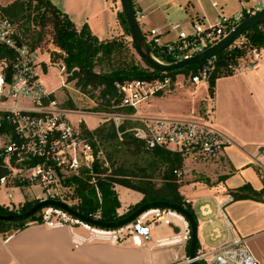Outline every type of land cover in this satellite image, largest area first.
I'll return each instance as SVG.
<instances>
[{
    "label": "built area",
    "instance_id": "built-area-1",
    "mask_svg": "<svg viewBox=\"0 0 264 264\" xmlns=\"http://www.w3.org/2000/svg\"><path fill=\"white\" fill-rule=\"evenodd\" d=\"M213 5H216L214 2ZM264 9L262 5L242 6L232 14L220 13L215 22L194 20L187 26L180 22L168 24L173 36L162 38L163 30L150 27L142 30L144 42L150 55L162 62L172 63L195 55L214 45L226 36L246 17ZM139 25L143 14L135 11ZM141 28V26H140ZM245 41L242 34L233 42ZM0 47L13 50L11 58L0 59V187L12 203V190L30 188L39 190L32 194L36 201L43 199L62 200L60 188L63 180L78 175L82 170L92 172V166L99 159L95 152L92 137L86 135L83 128L73 122L71 116L81 113L78 110L62 106L53 91L48 90L41 79L40 52L25 42L16 26L0 10ZM263 46H252L247 52V60L229 64L233 72L240 68L257 66ZM169 59V60H166ZM211 59V58H210ZM190 77L194 84L207 83L211 60ZM50 58H47V62ZM59 69L65 72L62 61ZM170 76L153 79H128L116 81L115 88L120 94L118 104L111 105L114 110L106 114L113 122L117 135L129 132L142 142L146 149L161 148L178 153H195L205 157H216L233 141L224 132L216 128L211 120H179L154 116H141L139 106L157 92L170 85ZM208 84V83H207ZM62 85H65L62 82ZM127 121L133 124L121 129ZM89 130V129H88ZM90 131V130H89ZM256 175L264 181V145L258 147L257 154L251 157ZM176 176L178 169L173 170ZM231 199V198H230ZM225 202L216 205L217 213L230 229L223 211ZM19 202L9 206L20 213ZM52 212H60L53 214ZM41 221L48 227L81 226L88 232V239L104 240L114 243L131 242L137 247L145 246L152 238V225L169 223L179 227L173 237H161L156 240L158 246L187 242L189 227L184 217L169 208H150L130 222L114 228H105L88 224L67 212L55 208H41ZM200 214L211 225V239L221 237V231L214 226L215 216L209 204L199 207ZM94 217V216H91ZM96 218V217H95ZM180 220L182 221L180 223ZM195 260L201 264H259L249 250L245 238L231 234L228 241L215 250H196ZM187 254L181 264H190Z\"/></svg>",
    "mask_w": 264,
    "mask_h": 264
},
{
    "label": "crops",
    "instance_id": "crops-1",
    "mask_svg": "<svg viewBox=\"0 0 264 264\" xmlns=\"http://www.w3.org/2000/svg\"><path fill=\"white\" fill-rule=\"evenodd\" d=\"M51 1L78 28L86 25L100 40L127 35L120 17L122 9L119 0ZM214 2L216 5H213ZM263 3L264 0H133V7L143 14L141 29L159 27L163 30L162 38L167 39L173 36L167 30L170 23L180 22L187 26L194 20L215 22L220 13L229 15L242 6ZM204 85V91L198 93L200 98L194 114L196 119L193 120L209 118L233 142L214 159L203 163L206 164L203 168L212 173V180L208 177L205 181L180 183L178 190L192 209L197 200L205 199L202 204L211 206L216 218L214 226L221 231V237L211 239V225L200 214V204L198 215L201 218L195 214L198 249L215 250L228 241L231 234H235L245 238L259 264H264V181L256 175L251 163L258 147L264 145V48L256 67L240 68L216 78L211 96L208 84ZM195 90L198 89L194 87ZM186 91L191 94V91ZM160 97L163 96L150 97L142 107L146 112L138 109V113L141 116L188 120L162 112L149 115L150 99ZM245 183L262 191V198L233 199L229 190ZM114 190L119 200L118 214L124 213L142 198V193L119 184L114 185ZM30 200H33L32 195L16 201L23 204ZM222 202H225L223 211L230 229L217 213L216 205ZM203 227L210 244L201 234ZM161 237L170 238L173 233L160 223L152 225L151 240L145 246L137 247L129 241L114 243L88 239L87 230L81 226L48 227L41 220H34L10 234L0 235V264H181L182 257L187 254V243L158 246L156 240Z\"/></svg>",
    "mask_w": 264,
    "mask_h": 264
},
{
    "label": "trees",
    "instance_id": "trees-1",
    "mask_svg": "<svg viewBox=\"0 0 264 264\" xmlns=\"http://www.w3.org/2000/svg\"><path fill=\"white\" fill-rule=\"evenodd\" d=\"M131 2L133 7V0ZM0 10L16 26L23 40L33 47H36L33 41L37 36L39 37V34L37 36L28 35L29 30L34 31L31 15L36 12L34 18H39L42 25L45 23L44 19H48L52 26V42L62 51V55L57 53L56 56H61V61L65 66V82L74 81V87L82 94L89 95L88 97H94L93 91L97 90L100 104L105 109H109L110 112L122 110L111 108V105L118 104L120 100V94L115 88L116 81L135 78L153 79L165 75L170 76L173 80L176 74L189 71L195 73L207 64V60H205L186 65L177 70L160 72L148 66L144 61L136 59L133 55H130L129 61L124 62L116 57L122 51L128 50L121 37L98 39L86 25L78 28L67 14L58 9L51 0H12L5 5H0ZM120 17L125 26L126 34L130 36L123 12L120 13ZM18 21L20 23H17ZM34 22L38 21L35 20ZM242 37L245 38V41L232 43L229 47L211 57V69L207 81L210 96L213 93L215 79L233 72L229 64L246 61L250 47L264 45V21L248 28L242 33ZM12 55V49L0 47V59L3 56L11 58ZM100 65H104V69L101 66V70H95V67ZM43 70L46 71V68H43ZM70 105L72 106L73 103L70 102ZM120 128L124 129L125 125L122 124ZM83 130L86 135L93 136L92 131L85 127H83ZM94 133L98 136L100 143L106 144L110 150L105 151L104 161L100 159L94 161L92 175H89L86 170H82L78 175L68 176L64 179L65 186H73L71 196L76 199L75 203L70 204L73 209L88 216H94L99 211V219L115 221L128 215L142 203L164 200L185 206L196 218L193 209L180 194L178 190L180 186L179 179L173 172L182 165L181 153L161 148L146 149L143 143L134 139L129 132H125L119 137L112 121H105L95 129ZM92 143L95 152H97V146L94 142ZM136 152L148 153L158 163L166 166L165 173L161 177V183H156L143 166L131 168L124 163H116L115 156ZM105 162L108 165H105ZM4 172L5 170L0 168V175ZM115 184L142 193L141 200L134 206L132 205L133 207L123 215L116 213L119 200L114 190ZM229 194L233 199L262 198V191L253 189L248 183L229 190ZM62 201L65 202L63 198ZM35 202L37 201L34 199L25 201L20 206V212L25 211ZM38 212L21 221L0 220V233L5 236L18 228L24 227L29 221L41 220V217L37 215ZM0 213L14 214L15 211L8 206L0 205ZM186 243L188 251L189 243L188 241ZM197 264H201V262H197Z\"/></svg>",
    "mask_w": 264,
    "mask_h": 264
},
{
    "label": "rangeland",
    "instance_id": "rangeland-1",
    "mask_svg": "<svg viewBox=\"0 0 264 264\" xmlns=\"http://www.w3.org/2000/svg\"><path fill=\"white\" fill-rule=\"evenodd\" d=\"M12 0H0V5H5ZM34 15H36V12H33L31 15V18L33 20V29L29 30L28 35H35L37 36L39 34V37L37 36L35 43L37 49L40 52V59L46 64L41 63L42 68H46V71L43 69L41 70V79L45 85V87L53 91L56 98L60 102V104L66 108L75 109L80 111L81 113L73 114L71 116L73 122L77 123L81 128L85 127L86 129H89L93 132L92 140L97 146V152L99 155V159L103 160L105 159V151L110 148L105 144L100 143V140L98 139V136L94 133L95 129L97 127L101 126L105 121H111L106 114H108L110 111L109 109H105L104 106L100 104V99L97 97L98 91H93L94 97H88L84 94H82L78 89L74 87V81L65 82L66 73L62 72L59 69V63L61 62V56H56V54H61L62 51H60L54 44L52 40V26L48 19H44V24L42 25L39 18L35 19ZM30 18V19H31ZM38 22H34L35 20ZM21 21V20H20ZM18 21L17 23H20ZM37 23V24H36ZM141 23V22H140ZM142 28V24H140ZM123 42L125 43L127 47V51H122L121 54L117 55V59L120 58V60L127 62L130 59V55H133L136 59H139L138 56L135 54L130 36L124 35L121 37ZM47 58H50V61L47 62ZM140 60V59H139ZM244 62V61H241ZM142 63V62H141ZM101 66L104 69V65L96 66L95 70H101ZM198 72V70H197ZM195 72V73H197ZM191 71L179 73L174 76V79H171L170 85L168 87H165L161 91L157 92L155 95H161L163 97L157 98V100L150 99L151 108L148 110L149 115H155L158 114V112H162L167 116H176L181 119H188L193 120L196 119L195 117V111H196V104L197 101L200 98L199 92L204 91L205 85L203 83L201 84H194L190 81V77L193 75ZM62 82H64L65 85H62ZM197 85V86H196ZM183 87V88H181ZM194 87L196 89L194 91ZM176 90V91H175ZM186 90L191 91V94L187 93ZM174 92V93H173ZM172 93V94H171ZM195 95V96H193ZM70 102L73 103V105H70ZM146 101L143 102L139 106L140 112H144L145 110H142V107L144 108V105H146ZM202 105H200V108ZM199 108V109H200ZM123 111H128L127 109H122ZM146 112V111H145ZM134 121H127L124 123L125 127L133 124ZM182 156V165L178 169L180 171V175L177 176L179 179V183H190V182H196V181H205L210 177L209 179L212 180V173H209V170H205L203 168V163H208L209 160L214 159L215 157H205L203 155L195 154V153H181ZM116 163H124L129 167H135V166H143L145 167L146 171L152 176L153 180L156 183H161L162 181V175L165 173L166 166L161 165L157 162V160L150 154L145 152H136V153H128L125 155H117L115 156ZM105 165H108V163ZM208 169V168H206ZM93 172L89 173V175H92ZM209 175V176H208ZM213 182V181H212ZM39 191V190H38ZM35 190L34 192H38ZM61 196L67 202L69 205L72 203H75L76 199H73L71 194L73 192V186H65L64 180H63V187L60 188ZM14 198L12 199V203H17V199L21 197H29L32 195L33 191L28 190L26 188H21L19 190H12ZM205 201V199L197 200L194 205L193 212L198 217V206L202 204ZM12 203L7 197L5 196L3 188L0 187V204L3 206H12ZM134 206V205H133ZM132 205L128 208L130 210ZM116 208V213L118 214ZM128 210H126L124 213L118 214L123 215ZM51 212L53 210H50ZM120 211V210H119ZM53 214H59L60 212H52ZM42 212L39 210L37 215L41 217ZM96 218L99 217V211H97L94 215ZM201 218V217H200ZM202 236L206 240L207 244H210L211 241L208 238V235L206 234L205 228H202ZM2 235V233H0Z\"/></svg>",
    "mask_w": 264,
    "mask_h": 264
},
{
    "label": "water",
    "instance_id": "water-1",
    "mask_svg": "<svg viewBox=\"0 0 264 264\" xmlns=\"http://www.w3.org/2000/svg\"><path fill=\"white\" fill-rule=\"evenodd\" d=\"M121 9L123 12V16L129 30L131 43L134 49L135 54L138 58L144 61L148 66L153 69H156L160 72H166L171 70L180 69L186 65H192L195 63L203 62L205 60L214 57L223 49L229 47L244 31H246L251 26L264 21V9L252 14L245 19H243L240 23H238L226 36H224L221 40H219L214 45L204 49L201 52L196 53L188 58H184L182 60H178L172 63H162L156 59H154L150 53L148 48L145 45L144 37L142 30L140 28L139 23L135 17V11L132 7L131 0H119ZM44 207H55L61 209L68 214L72 215L75 218H78L88 224L105 227V228H114L121 226L127 222L132 221L136 217H138L142 212L150 208H169L177 211L180 213L184 219L186 220L188 227H189V238H188V251L187 256L192 259L190 264H197L195 260L196 250L199 248L198 237H197V220L192 215L191 211L186 208L185 206L164 201V200H155V201H148L142 203L138 206L134 211L129 213L128 215L121 217L115 221H105L99 218L91 217L80 213L79 211L73 209L70 205L66 202L58 199H43L40 201L35 202L31 207L26 209L20 213L14 214H3L0 213V220H7V221H21L28 219L32 214H35L41 208ZM168 226L172 229L174 233L179 232V227L174 225L173 223H169Z\"/></svg>",
    "mask_w": 264,
    "mask_h": 264
}]
</instances>
